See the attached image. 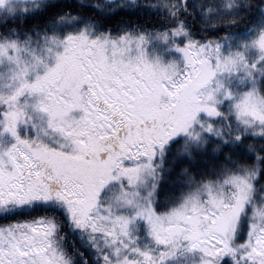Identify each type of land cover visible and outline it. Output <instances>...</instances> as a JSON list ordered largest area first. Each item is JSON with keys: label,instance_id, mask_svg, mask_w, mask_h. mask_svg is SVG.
<instances>
[{"label": "snow or ice", "instance_id": "6c2138e0", "mask_svg": "<svg viewBox=\"0 0 264 264\" xmlns=\"http://www.w3.org/2000/svg\"><path fill=\"white\" fill-rule=\"evenodd\" d=\"M0 264H264V0H0Z\"/></svg>", "mask_w": 264, "mask_h": 264}]
</instances>
